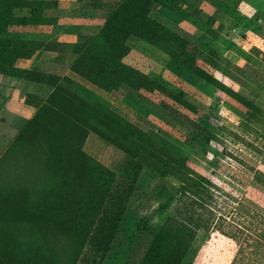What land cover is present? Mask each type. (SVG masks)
<instances>
[{
  "label": "rangeland",
  "instance_id": "rangeland-1",
  "mask_svg": "<svg viewBox=\"0 0 264 264\" xmlns=\"http://www.w3.org/2000/svg\"><path fill=\"white\" fill-rule=\"evenodd\" d=\"M120 3L0 0V44L30 53L0 65V264H232L241 241L226 224L264 232V0L165 2L152 14L196 68L131 36L126 62L162 89L114 95L71 64ZM57 85L111 114L106 137L90 131L83 145L94 163L70 162L77 147L41 129L22 136ZM68 191L87 196L85 218ZM205 195L216 219L193 234Z\"/></svg>",
  "mask_w": 264,
  "mask_h": 264
},
{
  "label": "trees",
  "instance_id": "trees-1",
  "mask_svg": "<svg viewBox=\"0 0 264 264\" xmlns=\"http://www.w3.org/2000/svg\"><path fill=\"white\" fill-rule=\"evenodd\" d=\"M12 2L9 3L10 7H13ZM165 2L181 3V0H121L119 7L105 19L99 35L89 40V45L84 50H75L77 56L71 64V71L114 95L123 85L140 89L143 85L151 84L157 90H161L162 85L158 81L126 62L125 57L131 52L127 42L131 36L140 37L164 49L179 62L195 69L193 63L188 64L189 58L183 60L187 55L185 51L186 40L167 29L152 14L156 8ZM170 42L179 43L181 47L173 49L169 45ZM26 50V46L14 45L10 40L2 41L0 44V65L14 66L17 59L29 57L30 53ZM197 72L205 78L209 77L204 69H198ZM66 78L69 79V76H66ZM51 85H55V83ZM98 111L100 113H97ZM110 115V112H104L100 108L91 105L87 99L75 91L57 85L49 97L40 104L37 113L28 120L22 136L41 129V138L61 139L66 141L69 146L77 147V151L73 154H65L69 156L70 162L94 163L91 156L89 157L84 151L83 145L90 131L100 133L101 136L106 137L105 133L99 132V124L109 127L110 123L106 120L109 119ZM98 165L100 168L106 169L103 165ZM68 168L71 167L66 169L68 170ZM257 175L258 178H261L259 176L262 174L259 172ZM66 177L67 180L72 179L70 176ZM202 186V181L198 180L192 185V188L200 190ZM85 190H87L88 195L91 189L86 187ZM86 198V195L81 196L72 191L66 193V201L71 205L72 213L76 218L86 217L84 212ZM199 200H201L199 202L201 212L197 214L196 225L191 226L193 234L196 233L197 227L209 229L211 224L214 223V219H216V213L211 207V200L207 199L206 195ZM193 201L196 200L193 199ZM91 205H93L92 200ZM193 218L194 215L191 220ZM221 218L227 221V217L220 215L219 219ZM226 225L230 226L231 228H229L235 233L227 228L223 230L228 231L229 235L233 234V236L238 237L241 241L240 258L232 264H264L263 228L258 229V233L254 237L253 234L246 233L238 226L234 228V225L230 222ZM243 234L245 238H243Z\"/></svg>",
  "mask_w": 264,
  "mask_h": 264
}]
</instances>
